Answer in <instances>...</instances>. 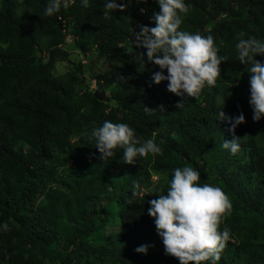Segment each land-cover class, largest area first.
Returning <instances> with one entry per match:
<instances>
[{
  "label": "trees",
  "instance_id": "1",
  "mask_svg": "<svg viewBox=\"0 0 264 264\" xmlns=\"http://www.w3.org/2000/svg\"><path fill=\"white\" fill-rule=\"evenodd\" d=\"M117 2L128 6L106 19V0H88V7L75 0L52 16L45 15L49 0H0V264H180L165 254L147 209L184 167L200 171L197 183L216 184L232 204L220 220L230 238L216 264H264V115L253 120L250 74L235 47L241 31L264 41V0H184L192 10L178 31L211 34L227 61L216 86L205 84L182 108L167 80H152L158 66L141 72L133 61L146 53L133 32L156 26L158 0ZM59 16L86 61L63 73L55 66L68 57ZM99 63H106L102 71L94 69ZM219 111L243 112L245 122L233 133ZM106 120L154 140L162 154L127 164L117 146L103 161L92 130ZM234 136L241 137L235 155L221 146ZM141 245L146 254L135 251Z\"/></svg>",
  "mask_w": 264,
  "mask_h": 264
},
{
  "label": "clouds",
  "instance_id": "2",
  "mask_svg": "<svg viewBox=\"0 0 264 264\" xmlns=\"http://www.w3.org/2000/svg\"><path fill=\"white\" fill-rule=\"evenodd\" d=\"M74 2L64 0L62 5L61 0H49L45 15L52 16L60 11L61 6L67 9ZM82 4L88 7V0H82ZM158 4L160 10L152 15L156 26L141 25L139 32H133L135 47L146 50V53L137 51L133 61L138 64L137 71L141 72L146 70L148 63L158 66L160 71L153 72L152 80L156 84L167 80L168 91L184 98L176 104L177 108H182L185 99L196 98L205 84L216 86L217 78L221 75V62L227 61V57L218 55L223 42L219 46L215 45L211 34L205 37L199 32L192 34L178 31L183 19L192 10L190 4H185L184 0H158ZM127 6V3L117 0H106L103 16L110 19V13L117 10L122 12ZM58 19L63 25V41L60 45L63 50L73 49L72 44L77 36L66 29L61 16ZM245 37V32H239L235 47L239 62L247 65L246 70L250 74L249 104L253 110V120L259 121L264 115V62L256 59V56L264 55V41L254 36ZM81 62H86L84 57ZM96 87L92 79L91 88L95 92L98 91ZM154 110L145 107L146 113L151 114ZM159 110H164L163 105ZM217 118L227 119L233 133L237 125L245 122L243 112L235 117H226L223 111H219ZM92 135L97 140L95 146L105 162L115 157L117 146L123 147L122 161L127 164H135L137 158L146 157L149 153L162 154V149L154 140H144L135 135V129L125 123L116 124L106 120L101 127L92 130ZM240 138L234 136L231 140L225 139L221 146L230 149L235 155L240 150ZM200 178V171L192 167L176 168L167 195L163 194V190H158L155 193L158 198L148 201L150 207L147 213L154 218L165 254L177 258L180 264H202L209 260L216 264L230 238V230L225 228L220 232L219 224L221 217L231 210L232 204L221 188L208 184L200 186L197 183ZM139 187V182H134L133 197L137 195L136 189ZM3 230H10L6 222ZM148 247L141 245L135 251L146 254Z\"/></svg>",
  "mask_w": 264,
  "mask_h": 264
},
{
  "label": "rangeland",
  "instance_id": "3",
  "mask_svg": "<svg viewBox=\"0 0 264 264\" xmlns=\"http://www.w3.org/2000/svg\"><path fill=\"white\" fill-rule=\"evenodd\" d=\"M66 51L68 52L67 59L59 60L55 63L57 73H63L64 71H66V69L69 68V66L71 65L72 62L76 63L83 58L82 54L78 50L69 48ZM97 65L98 66H96V67L94 66V69H96L98 71H102L104 69L106 63H99ZM92 74L93 73L91 71L88 72V76H90L91 78H93ZM107 95H108V92H107ZM158 178L159 177L157 175H153V181L154 182H157ZM214 187H216V184H214Z\"/></svg>",
  "mask_w": 264,
  "mask_h": 264
},
{
  "label": "water",
  "instance_id": "4",
  "mask_svg": "<svg viewBox=\"0 0 264 264\" xmlns=\"http://www.w3.org/2000/svg\"><path fill=\"white\" fill-rule=\"evenodd\" d=\"M95 95H97L99 98H104L105 97V94H104V92H100V91H96L95 92Z\"/></svg>",
  "mask_w": 264,
  "mask_h": 264
}]
</instances>
